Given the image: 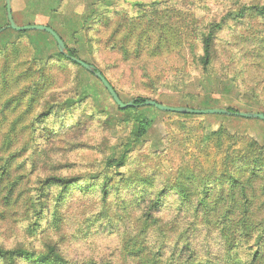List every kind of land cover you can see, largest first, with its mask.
<instances>
[{
	"label": "rangeland",
	"instance_id": "1",
	"mask_svg": "<svg viewBox=\"0 0 264 264\" xmlns=\"http://www.w3.org/2000/svg\"><path fill=\"white\" fill-rule=\"evenodd\" d=\"M11 10L19 26L50 24L124 103L140 97L170 107L264 113V0H11ZM7 25L0 0V264H44L42 257L45 264L251 259L253 239L264 232L261 207L252 217L261 226L250 227L249 239L236 233L229 244L220 224L207 227L194 208L211 190L218 206L235 200L239 215L241 183L249 198L264 200L263 121L143 105L119 111L103 84L63 56L50 34ZM141 116L151 122L134 141ZM211 132L218 134L201 142ZM225 149L240 155L232 171L238 183L220 176L218 153ZM122 153L123 167L107 166ZM189 180L196 187L178 195L177 186ZM231 232L244 231L236 224Z\"/></svg>",
	"mask_w": 264,
	"mask_h": 264
},
{
	"label": "trees",
	"instance_id": "2",
	"mask_svg": "<svg viewBox=\"0 0 264 264\" xmlns=\"http://www.w3.org/2000/svg\"><path fill=\"white\" fill-rule=\"evenodd\" d=\"M13 15V13H12ZM14 19V18H13ZM47 26L51 27L59 36L60 38L64 41V39L62 38V36L60 35V33H58L50 24H46ZM219 24H216L215 26H218ZM11 29L8 25L7 27L4 28L5 29ZM3 29H0V31ZM213 32L208 33L204 38H203V43H202V49H203V56H202V64L204 66H207L209 64V57L211 54V47H212V40H213ZM65 44V42H64ZM172 47H169L168 49H171ZM65 54L70 55V56H74L79 58L76 55L75 50H72L70 48H67L66 44H65ZM65 54H62L63 56H65ZM66 57V56H65ZM68 58V57H66ZM69 59V58H68ZM80 59V58H79ZM82 61L86 62L87 64H90L92 66H94L93 64L81 59ZM71 62L75 65H78L77 63L73 62L71 60ZM80 66V65H78ZM81 67V66H80ZM96 71H99V69H97V67H95ZM84 69V68H83ZM85 70V69H84ZM88 72V71H87ZM90 73V72H88ZM91 75H93L92 73H90ZM103 75V73H102ZM94 76V75H93ZM105 77V76H104ZM106 78V77H105ZM107 79V78H106ZM108 80V79H107ZM109 82V81H108ZM110 83V82H109ZM114 88V87H113ZM115 90V89H114ZM146 99L144 98H134L132 99L133 103L136 104L137 106H139V104L143 103ZM137 106H131V107H127L125 109H121L119 107L118 110L119 111H133L134 109H136ZM226 110H228L229 112L232 113H236L238 112L236 109L232 108V107H228ZM140 120L138 122V126H137V132L135 134V138L134 141H137L139 138H141L142 136H144V134L146 133L147 128L150 125L151 120L141 116L139 117ZM218 133H207L206 136L201 140V142H207V141H211L210 136H216ZM205 146V144H204ZM216 147L218 148V145H216ZM220 151V150H219ZM238 151H229L228 149L222 150L218 153V155L221 157L220 159V164L221 166H219L220 168V176L223 178L229 177L231 179V182H239V180H237L235 178L234 172L233 171V167L234 164L236 163V158L240 155H238L237 153ZM127 154L126 153H122L120 155V157L118 159H110L108 160L107 166L109 167H123L126 163V159H127ZM196 158H195V163L192 164V168L197 167V162H196ZM251 164L256 165V160H252ZM201 169V167H200ZM215 169V168H214ZM237 169V167H236ZM257 170V169H256ZM214 171H217L216 169ZM183 172L180 171L179 175L182 176ZM250 174H255L257 172H249ZM258 174V173H257ZM258 175L255 176V178H257ZM55 181L67 184L69 183L71 180H66L64 178H60V177H54L52 178ZM177 181V178H175ZM186 179H192V176H190V170L189 173L186 175ZM196 182H194V180H189V183L186 185H178V190H177V194L178 195H182L185 196V193L190 192V190L194 189L196 187ZM241 187L242 188V195L244 196L243 200H238L236 202V204H240L242 206V212L238 215L235 214L234 212V208H235V200H233L232 204H227V205H220L218 206V204L216 203V201H214L211 197V190H207L205 192V198L204 199H200V201L196 204L195 208H194V212H201L202 218L200 220V222H202L203 224H205L207 227H216L218 225V223L220 224V229L223 230L224 232L222 233V238H225L227 241V244L231 243L230 240L233 239L234 235L240 234L242 236H246L248 239L249 237L252 235L251 232H248V230H250V227L252 228H258L261 226V222H256L252 217L254 214H260V207L262 208V213L264 214V200H262L260 202V200H256L257 194H250L251 198H249L246 195L245 192V186L243 185V183H241ZM195 186V187H194ZM204 187H207L205 184H203ZM241 193V192H240ZM199 209V210H197ZM193 215V214H192ZM221 216L220 221L219 220V216ZM225 216V217H224ZM264 222V221H263ZM239 224L242 228V230L244 232H231L234 228L235 225ZM190 225V224H189ZM264 241V232H258V234H256V237L253 239V243L251 245L254 246V252L251 253V259L249 258L248 260L244 259V260H240L241 264H264V256H261L260 254V246ZM132 249V248H131ZM143 250L142 246H138V248H136V252L139 253ZM127 253L129 254V257H141L140 255H138L137 253L133 252L132 250H127ZM44 258H38V262L41 263H47V260H43ZM10 264H13L12 261H10Z\"/></svg>",
	"mask_w": 264,
	"mask_h": 264
},
{
	"label": "water",
	"instance_id": "3",
	"mask_svg": "<svg viewBox=\"0 0 264 264\" xmlns=\"http://www.w3.org/2000/svg\"><path fill=\"white\" fill-rule=\"evenodd\" d=\"M5 7H6V14H7V20H8V26L18 32L23 31H42L45 33L50 34L54 40L56 41L58 50L60 53L65 54V44L64 41L60 38V36L49 26L43 25V24H33V25H25V26H19L15 23L12 15L11 10V0H5ZM66 57H68L73 62L80 65L82 68H84L86 71L92 73L105 87L115 104L121 108L125 109L127 107L131 106H137L133 103V101H129L127 103L122 102V100L119 98L117 92L114 90L113 86L108 82V80L102 75L101 72L96 71L94 66L87 64L86 62L82 61L81 59L70 56L65 54ZM153 106L161 111L164 112H173V113H179V114H227V115H236L244 118H256L264 122V113L262 112H236L232 113L229 112L226 109H193L188 107H170L163 104L158 103L155 100L146 99L143 103L139 104V106Z\"/></svg>",
	"mask_w": 264,
	"mask_h": 264
}]
</instances>
